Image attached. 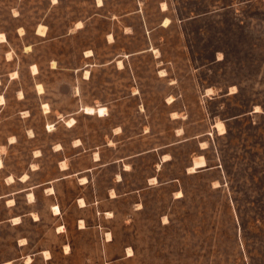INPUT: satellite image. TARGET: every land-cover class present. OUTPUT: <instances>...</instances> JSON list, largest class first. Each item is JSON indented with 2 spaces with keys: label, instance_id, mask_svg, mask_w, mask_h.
<instances>
[{
  "label": "rangeland",
  "instance_id": "rangeland-1",
  "mask_svg": "<svg viewBox=\"0 0 264 264\" xmlns=\"http://www.w3.org/2000/svg\"><path fill=\"white\" fill-rule=\"evenodd\" d=\"M1 32L0 264H264V0H0Z\"/></svg>",
  "mask_w": 264,
  "mask_h": 264
},
{
  "label": "bare ground",
  "instance_id": "bare-ground-1",
  "mask_svg": "<svg viewBox=\"0 0 264 264\" xmlns=\"http://www.w3.org/2000/svg\"><path fill=\"white\" fill-rule=\"evenodd\" d=\"M165 8V7H164ZM167 22V21H166ZM82 25V24H81ZM80 26V25H79ZM46 29H47V26L46 25H43V24H41L40 26H39V28H38V32L39 33H42V34H45L46 33ZM0 37H1V41H5V40H7V37H6V34L5 33H3V32H1L0 33ZM10 59V58H9ZM120 62L122 63V61L120 60ZM119 62V63H120ZM86 73L87 74H89V70H86ZM2 99V98H1ZM217 125H218V127H219V129L220 130H222V131H225V125H224V123L222 122V121H218V123H216ZM85 178V177H84ZM9 179H11L12 181H13V179H14V177L11 175V176H9ZM84 180V179H83ZM82 199V198H81ZM83 200V199H82ZM12 202H14V200L12 201ZM84 204V203H83ZM54 208H55V212L56 213H58L59 212V207L58 206H54ZM19 217H14V221H16L17 219H18ZM19 220V219H18ZM109 235H111V234H109ZM111 238V237H110ZM110 238H108L109 240H110ZM67 248H69V245H67ZM129 251H131V249H129ZM49 252L47 251L46 252V254H48ZM50 255H48V257H49ZM32 261V257L30 256V257H28V259H27V262L29 263V262H31Z\"/></svg>",
  "mask_w": 264,
  "mask_h": 264
}]
</instances>
